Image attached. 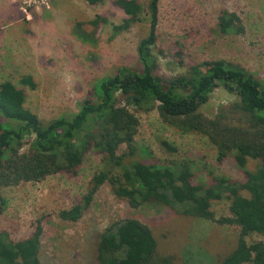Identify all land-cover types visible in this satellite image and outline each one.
<instances>
[{"label":"trees","instance_id":"1","mask_svg":"<svg viewBox=\"0 0 264 264\" xmlns=\"http://www.w3.org/2000/svg\"><path fill=\"white\" fill-rule=\"evenodd\" d=\"M82 1L96 6L105 0ZM159 2L145 1L149 28L138 43L137 62L120 66L98 81L76 114L43 122L25 108L23 89L9 81L0 82V190L39 183L56 174L72 176L86 155L94 153L100 156L103 169L92 176L78 204L58 212L61 221H79L99 189L108 184L113 195L133 209L155 203L178 209L187 217L237 226L236 244L218 264H264V81L225 60H205L175 76L161 74L154 54ZM114 4L128 17L116 31L129 29L143 12L138 0H116ZM106 22L96 15L87 22L92 32H85L83 23L76 22L74 33L90 41ZM214 31L220 36L241 35L244 28L235 13L224 10ZM20 84L35 88L30 76L21 77ZM220 87L234 101L208 117L200 108ZM129 107L141 112L155 110L166 126L182 134L203 136L215 148L218 162L233 158L242 178L234 180L206 170L208 180L203 183L197 175L201 168L190 160L145 159L149 153L135 144L139 121ZM160 144L166 152H176L166 141ZM249 160L257 161L254 170L246 169ZM220 200L228 201L229 215L216 218L211 205ZM5 208L0 193V219ZM42 231L37 221L29 235L11 239L0 225V264H42ZM97 234L88 263H169L167 258L157 257L151 229L137 219H120ZM251 234L262 240L248 243L246 237Z\"/></svg>","mask_w":264,"mask_h":264},{"label":"rangeland","instance_id":"2","mask_svg":"<svg viewBox=\"0 0 264 264\" xmlns=\"http://www.w3.org/2000/svg\"><path fill=\"white\" fill-rule=\"evenodd\" d=\"M115 1L89 6L82 0H0V82L9 81L23 89L25 108L41 121L76 114L98 81L120 66L131 67L137 62L138 43L149 28L146 0H138L143 7L138 21L121 31L115 27L128 17ZM224 10L240 18L243 34L220 36L214 31ZM96 15L107 22L92 40L79 38L74 33L75 23L82 22L83 30L90 33L93 28L87 22ZM156 34L154 54L163 75L182 74L188 66L205 60H225L264 81V0H160ZM23 76L33 79L34 89L20 84ZM233 101L234 96L220 87L200 111L214 117ZM129 110L139 121L134 141L148 151L145 159L190 160L201 168L197 175L203 183L208 180L206 170L234 180L242 178L233 158L218 162L215 148L203 136L182 134L166 126L155 110ZM161 141L176 152H166ZM256 165L257 161L249 160L246 169L254 170ZM101 169L100 156L89 153L72 176L56 174L39 183L2 188L6 208L1 229L11 239H21L40 221L42 264H93L94 260L88 263L87 259L97 233L124 218L137 219L151 229L156 255L162 261L167 258L168 264H218L235 246L237 226L187 217L178 209L155 203L133 209L116 198L108 184L99 189L79 221H61L58 212L78 204L90 179ZM228 207L226 200L214 201L211 210L216 218L227 217ZM260 240L255 234L246 237L248 243Z\"/></svg>","mask_w":264,"mask_h":264}]
</instances>
